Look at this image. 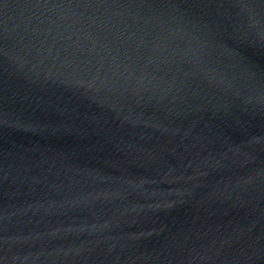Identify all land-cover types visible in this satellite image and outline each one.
Segmentation results:
<instances>
[{
  "label": "water",
  "instance_id": "water-1",
  "mask_svg": "<svg viewBox=\"0 0 264 264\" xmlns=\"http://www.w3.org/2000/svg\"><path fill=\"white\" fill-rule=\"evenodd\" d=\"M0 264H264V0H0Z\"/></svg>",
  "mask_w": 264,
  "mask_h": 264
}]
</instances>
